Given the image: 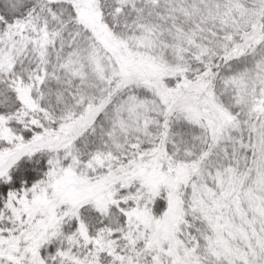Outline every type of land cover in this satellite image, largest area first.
<instances>
[{
  "label": "snow or ice",
  "instance_id": "obj_1",
  "mask_svg": "<svg viewBox=\"0 0 264 264\" xmlns=\"http://www.w3.org/2000/svg\"><path fill=\"white\" fill-rule=\"evenodd\" d=\"M0 264H264V0H0Z\"/></svg>",
  "mask_w": 264,
  "mask_h": 264
}]
</instances>
